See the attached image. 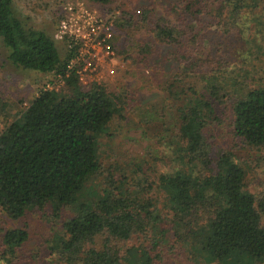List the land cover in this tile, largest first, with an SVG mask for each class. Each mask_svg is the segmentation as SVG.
Wrapping results in <instances>:
<instances>
[{"label":"trees","instance_id":"trees-1","mask_svg":"<svg viewBox=\"0 0 264 264\" xmlns=\"http://www.w3.org/2000/svg\"><path fill=\"white\" fill-rule=\"evenodd\" d=\"M170 3L178 13L176 24L156 15L151 4L122 11L117 23L122 28L147 25L156 42L177 45V51L169 50L168 55L174 53L182 62L181 73H174L166 84L168 96L178 100L173 102L176 125L169 142L179 165L158 176L167 196L169 228L176 239L192 242L205 260L255 264L264 257V191L245 188L235 150L264 146V86L241 85L240 79L229 84V78L213 67L208 46L196 43L202 37L206 0ZM256 4L257 0H226L228 30H234L242 10ZM58 5L53 21L60 16ZM119 36L114 27L112 47L131 57L128 45L118 44ZM62 40L64 50L59 54L44 30L24 23L12 0H0V42L14 66L63 74L75 45ZM132 44L138 61L154 47L145 37ZM188 72L197 73L203 84L196 87L185 79ZM63 84L56 90L39 88L26 106L2 123L0 210L15 219L26 209L49 206V217L59 222L61 211L69 206L71 212L60 220L47 244L58 264H168L175 244L163 228L153 225L161 217L152 200L140 196L137 184L126 176L116 182L107 179L99 196L77 199L86 180L102 170L92 133L119 110L123 90L108 89L104 83L84 89L72 73L64 76ZM222 109L229 113L224 124L218 112ZM222 126L230 134L229 146L213 149V131ZM26 238L21 227L1 229L0 264H21ZM138 239L146 242L135 243Z\"/></svg>","mask_w":264,"mask_h":264},{"label":"rangeland","instance_id":"rangeland-1","mask_svg":"<svg viewBox=\"0 0 264 264\" xmlns=\"http://www.w3.org/2000/svg\"><path fill=\"white\" fill-rule=\"evenodd\" d=\"M62 1L12 0L16 13L24 23L44 30L53 40L59 54L64 50V41L54 33L53 16ZM81 1L85 6L100 11L117 10L114 27L120 35L118 44L123 47L126 43L131 57L118 53L120 57H127L129 63L118 68L115 76L104 83L108 89L123 90V98L119 110L104 122L100 130L92 133L96 159L102 165V170L86 180L77 199L103 194L101 189L106 187L107 179L116 182L124 175L130 183L137 184L140 196L152 200L161 217L159 223L154 221L153 225L163 228L167 238L175 244V255L168 264H219L201 258L192 242L175 238L174 231L169 228L172 224L165 189L158 184L160 174H169L179 165L173 158L174 146L169 142V139H173L176 125L173 102L177 103L178 100L173 101L166 92L167 81L174 73H181V60H177L174 53L168 55V51L176 50L177 45L156 42L147 25L125 28L117 25L122 11L142 4H151L156 15H162L170 25L176 24L178 13L170 2L178 0ZM206 2L207 13L201 16L202 37L196 38V43L200 41L208 46L213 67L229 78V84L234 79H240L243 81L241 85L264 86V0H257V4L249 7L248 11L242 10L231 31L224 24L231 21L226 0ZM144 37L150 38L154 47L148 57L138 61L132 43ZM194 73L188 72L185 79L200 87L203 83ZM52 77L51 73L14 66L7 59L6 48L0 42V127L26 106L41 85ZM63 85H59L58 89ZM224 111L218 110L223 124L229 117L227 110ZM213 134V149L229 146L230 134L226 126L216 129ZM235 160L243 168L245 188L254 193L264 191V146L237 149ZM49 212V206L39 210L26 209L22 216L13 219L0 210V230L21 227L27 231L19 260L21 264H58L47 248L48 239L60 220L67 217L71 210L65 206L59 215V222L49 217ZM204 217V214L200 216ZM261 222L264 226V220ZM145 242V239L135 241ZM255 264H264V257Z\"/></svg>","mask_w":264,"mask_h":264},{"label":"built area","instance_id":"built-area-1","mask_svg":"<svg viewBox=\"0 0 264 264\" xmlns=\"http://www.w3.org/2000/svg\"><path fill=\"white\" fill-rule=\"evenodd\" d=\"M58 14L54 33L75 48L65 63L63 74H53L40 88L56 90L64 83V76L72 73L87 89L112 79L118 68L128 65V58L120 57L110 42L117 10L100 11L85 6L81 0H63L58 5Z\"/></svg>","mask_w":264,"mask_h":264}]
</instances>
